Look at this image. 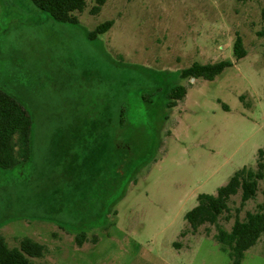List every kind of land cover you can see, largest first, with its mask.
<instances>
[{
  "label": "rangeland",
  "instance_id": "rangeland-1",
  "mask_svg": "<svg viewBox=\"0 0 264 264\" xmlns=\"http://www.w3.org/2000/svg\"><path fill=\"white\" fill-rule=\"evenodd\" d=\"M93 6L61 24L30 0H0V89L33 117L30 159L0 168V236L45 245L35 264H231L217 227L194 233L185 215L264 162V0ZM221 60L234 65L213 81L179 77ZM177 84L187 96L168 109ZM263 191L261 180L244 205L233 196L218 226L257 212ZM242 264H264V235Z\"/></svg>",
  "mask_w": 264,
  "mask_h": 264
},
{
  "label": "trees",
  "instance_id": "trees-1",
  "mask_svg": "<svg viewBox=\"0 0 264 264\" xmlns=\"http://www.w3.org/2000/svg\"><path fill=\"white\" fill-rule=\"evenodd\" d=\"M39 10L48 13L54 21L61 24H78L79 13H83L88 2L94 4L90 13L97 15L110 0H30ZM264 19V11H263ZM114 21H107L90 33V38L107 33ZM233 54L237 61L245 58L243 40L237 37L233 46ZM231 60H221L215 63H194L189 68L180 71V79H202L213 81L227 69L233 67ZM188 89L183 85L169 86L166 93V108L172 109L187 96ZM244 100V97H241ZM225 110H229L223 105ZM33 131V117L24 105L13 96L0 89V168L13 169L30 159ZM264 151L259 150L263 155ZM264 180V162L258 160L257 170L243 168L237 171L229 182L218 189L216 195L201 194L198 204L185 215L192 232H197L204 225H214L218 231L216 241L227 252L231 264H242L245 253L258 244L264 235V191L263 202L255 213H247L244 220L236 219L230 231L218 226L219 218L230 211L229 202L241 191L242 204L254 199L259 190V182ZM79 247L87 241L84 233L75 237ZM97 238L92 240L97 243ZM46 246L24 238L17 247L11 248L6 239L0 236V264H35L34 259H41L46 254Z\"/></svg>",
  "mask_w": 264,
  "mask_h": 264
},
{
  "label": "water",
  "instance_id": "water-1",
  "mask_svg": "<svg viewBox=\"0 0 264 264\" xmlns=\"http://www.w3.org/2000/svg\"><path fill=\"white\" fill-rule=\"evenodd\" d=\"M192 80H195V79H192Z\"/></svg>",
  "mask_w": 264,
  "mask_h": 264
}]
</instances>
